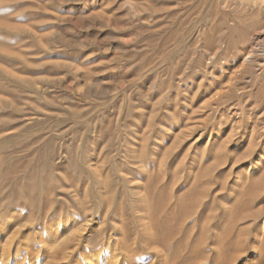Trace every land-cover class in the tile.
Instances as JSON below:
<instances>
[{
    "label": "rangeland",
    "instance_id": "rangeland-1",
    "mask_svg": "<svg viewBox=\"0 0 264 264\" xmlns=\"http://www.w3.org/2000/svg\"><path fill=\"white\" fill-rule=\"evenodd\" d=\"M95 262L264 264V0H0V264Z\"/></svg>",
    "mask_w": 264,
    "mask_h": 264
},
{
    "label": "bare ground",
    "instance_id": "bare-ground-1",
    "mask_svg": "<svg viewBox=\"0 0 264 264\" xmlns=\"http://www.w3.org/2000/svg\"><path fill=\"white\" fill-rule=\"evenodd\" d=\"M257 36V35H256ZM258 40V39H257ZM249 57V56H248ZM251 57V56H250ZM62 253V254H61ZM60 255H63V250L60 248V249H56V251L54 252L53 254V257L54 258H57L59 257ZM92 264H100V262H95V263H92Z\"/></svg>",
    "mask_w": 264,
    "mask_h": 264
}]
</instances>
